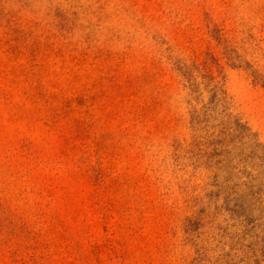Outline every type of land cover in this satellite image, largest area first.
I'll list each match as a JSON object with an SVG mask.
<instances>
[{"label": "rangeland", "instance_id": "1", "mask_svg": "<svg viewBox=\"0 0 264 264\" xmlns=\"http://www.w3.org/2000/svg\"><path fill=\"white\" fill-rule=\"evenodd\" d=\"M0 264H264V0H0Z\"/></svg>", "mask_w": 264, "mask_h": 264}, {"label": "trees", "instance_id": "2", "mask_svg": "<svg viewBox=\"0 0 264 264\" xmlns=\"http://www.w3.org/2000/svg\"><path fill=\"white\" fill-rule=\"evenodd\" d=\"M190 87L192 89V91H195V84L194 82L190 83ZM211 110V109H210ZM207 112L209 113V109L207 108ZM206 112V114H207ZM195 113L196 110H195ZM210 117H212L211 115H209ZM198 116L194 115L192 116V121L194 124H198ZM205 122L209 123V119L206 118ZM221 129L219 131L218 134H216V129L217 126L215 124H213L212 128H214L212 135L215 136H223V141L226 142V144H231L233 143L235 140H240L241 142H249L251 140H254L255 136L254 134L251 133L249 127L247 126L246 123H244L241 118H239L238 116L234 115L232 112L224 114V118L221 122Z\"/></svg>", "mask_w": 264, "mask_h": 264}]
</instances>
